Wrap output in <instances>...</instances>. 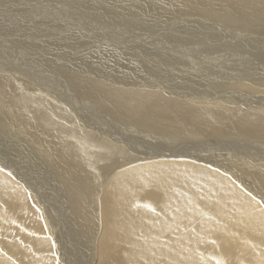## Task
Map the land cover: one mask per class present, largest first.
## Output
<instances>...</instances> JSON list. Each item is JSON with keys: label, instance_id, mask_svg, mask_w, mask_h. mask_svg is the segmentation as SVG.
Masks as SVG:
<instances>
[{"label": "bare ground", "instance_id": "obj_1", "mask_svg": "<svg viewBox=\"0 0 264 264\" xmlns=\"http://www.w3.org/2000/svg\"><path fill=\"white\" fill-rule=\"evenodd\" d=\"M44 1L0 9V264H264V0Z\"/></svg>", "mask_w": 264, "mask_h": 264}, {"label": "rangeland", "instance_id": "obj_2", "mask_svg": "<svg viewBox=\"0 0 264 264\" xmlns=\"http://www.w3.org/2000/svg\"><path fill=\"white\" fill-rule=\"evenodd\" d=\"M50 2L52 4H54L53 1H48L47 2V1H44V0L43 1L42 0L41 1L40 0H5V1L4 0H0V9L4 8V7L7 8V9H10L12 5H13L12 7H18V8L22 7V9H23L25 7H31V6H34V5H41V4H43V5H51ZM62 4H65V5L66 4H68V5H80L79 1H74V0L62 2ZM28 5H30V6H28ZM1 11H3V10H0V12ZM84 18L86 19V21L93 19L92 21L94 23V25H93L94 37L96 36V38H94L95 41L101 42V40H102V43L109 41L110 43L115 45V43L117 41H114V40L122 38L120 40L121 43H116L117 47H120V45L121 46L128 45V42L124 41V40H128L130 38V34L134 33V36H136V37L137 36H141V35L138 34V32L143 34L144 30L147 29V28L142 29L145 26L144 23L142 24V26L140 24H138V23L137 24L136 23H132V26H135V27L137 26V28H140V29H134L130 25H127L125 23L122 24V22H113L111 20L109 21L106 17H103L102 14L101 15L97 14L95 17L91 16L89 14H86ZM196 19H199V18H196ZM135 21H137V20H135ZM136 34H138V35H136ZM184 34L188 37L189 35L193 34V31L189 30V31L184 32ZM102 35H105L106 37L102 36ZM114 45H112V46L115 47ZM0 46H3V47H0V50H1L0 51V60H2L3 57H5L7 60L11 59V58L15 59L14 53L17 55L16 51H14L11 48L5 47L6 44L4 43V41H1V40H0ZM105 46H107V45H105ZM121 49L124 51L123 48H121ZM103 51H105L103 48H97V49L94 50V53L95 52L100 53V52H103ZM116 52H118V51H116ZM127 52L128 51H125V54H127ZM20 56H22V55H20ZM18 58H19V56H18ZM132 59H135V58L133 57ZM16 61H17V59H16ZM29 70H31V69H29ZM36 70L42 71L41 68H39V69L36 68ZM34 73L37 74L36 72H34ZM39 74L43 75V73H39ZM185 84L186 85L179 84V83L175 84V87H177L178 92H181V93H184V94H188V95H193V96H203L202 95V91H199V89H198V87L196 85H194L192 83H185ZM205 95L211 96L212 94L205 93ZM4 134H5L4 131H2V139L6 138ZM3 141H4V139H3ZM0 145H1V143H0ZM95 181L96 180H94L93 182H95ZM42 185L45 186V182H43ZM98 194L99 193L96 192V194H94V196H96Z\"/></svg>", "mask_w": 264, "mask_h": 264}]
</instances>
